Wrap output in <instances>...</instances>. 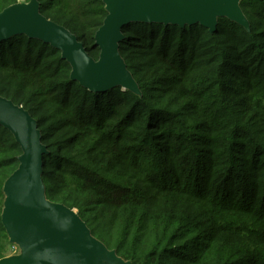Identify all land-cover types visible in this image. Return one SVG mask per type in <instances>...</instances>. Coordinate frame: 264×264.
Returning <instances> with one entry per match:
<instances>
[{
  "label": "trees",
  "instance_id": "obj_1",
  "mask_svg": "<svg viewBox=\"0 0 264 264\" xmlns=\"http://www.w3.org/2000/svg\"><path fill=\"white\" fill-rule=\"evenodd\" d=\"M37 1L97 61L102 1ZM239 6L248 29L123 24L138 94L89 91L50 44L0 40V96L36 121L46 199L131 264H264V0ZM20 155L0 126V215ZM8 246L0 218V259Z\"/></svg>",
  "mask_w": 264,
  "mask_h": 264
},
{
  "label": "water",
  "instance_id": "obj_2",
  "mask_svg": "<svg viewBox=\"0 0 264 264\" xmlns=\"http://www.w3.org/2000/svg\"><path fill=\"white\" fill-rule=\"evenodd\" d=\"M106 17L96 31L97 61L90 58L77 37L45 18L37 0L18 2L0 12V40L14 35L50 44L71 67L70 79L93 92L121 87L138 94V87L118 52L120 27L130 21L184 25L200 24L213 33L217 18L248 29L241 0H101ZM0 126L19 145L17 169L4 181L1 210L9 244L18 252L0 264H131L94 238L75 209L45 197L42 181L41 134L23 107L0 96Z\"/></svg>",
  "mask_w": 264,
  "mask_h": 264
},
{
  "label": "rangeland",
  "instance_id": "obj_3",
  "mask_svg": "<svg viewBox=\"0 0 264 264\" xmlns=\"http://www.w3.org/2000/svg\"><path fill=\"white\" fill-rule=\"evenodd\" d=\"M19 2L22 3L23 0H20ZM17 252H18V249H17L16 245L10 244V246H8V252L5 254V257L14 255Z\"/></svg>",
  "mask_w": 264,
  "mask_h": 264
}]
</instances>
